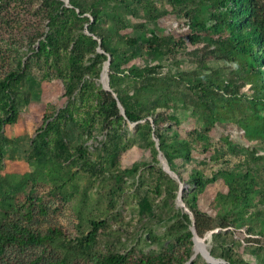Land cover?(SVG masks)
<instances>
[{
	"label": "rangeland",
	"instance_id": "374dc122",
	"mask_svg": "<svg viewBox=\"0 0 264 264\" xmlns=\"http://www.w3.org/2000/svg\"><path fill=\"white\" fill-rule=\"evenodd\" d=\"M72 1L80 7L0 0V226L65 232L46 245H11L0 264H108L126 253L157 264H264V62L232 41V3ZM91 31L87 43L80 35ZM109 51L108 83L124 113L102 92ZM125 106L140 119L128 120ZM155 114L165 117L158 127ZM160 145L179 180L163 169ZM181 184L214 217L200 237L218 262L194 255ZM29 199L45 213L33 206L26 219Z\"/></svg>",
	"mask_w": 264,
	"mask_h": 264
},
{
	"label": "trees",
	"instance_id": "16d2710c",
	"mask_svg": "<svg viewBox=\"0 0 264 264\" xmlns=\"http://www.w3.org/2000/svg\"><path fill=\"white\" fill-rule=\"evenodd\" d=\"M48 1V0H45ZM232 3L231 8H229V24L230 35L232 41L236 44V46L244 53H249L253 56V60L256 65H260L264 62V0H229ZM71 4H73L74 8H79L80 6L75 5L72 0H69ZM96 15V13H92ZM92 32V31H91ZM94 33H90L89 36H85L83 34L80 35L87 43L94 42L92 40V36ZM99 38L98 47L102 49V52L106 51L104 46V40H102L101 36L97 35ZM127 41L131 44H134L136 40L134 38H128ZM42 41H39L41 44ZM109 83L112 82V72L114 71V54L109 51ZM129 73L132 75H137V70L131 69ZM147 75L150 73L146 72ZM106 99L108 100L111 107H115L117 105V100L124 105V101L120 94L116 90H103L102 91ZM112 93L116 94V97L113 96ZM7 101L5 105H7ZM125 116L128 120L137 121L140 117L133 111L129 110L125 106ZM121 118V115H119ZM165 117L162 115L155 114L152 116V124L154 127H158L162 120ZM169 121V120H167ZM155 136L159 138V136L155 133ZM161 151L163 153L164 158L167 162L170 163L171 158L169 153L160 145ZM170 181L173 182L171 177H168ZM185 190L182 191V199L185 201L187 208L193 214L194 226L196 233L198 236H203L206 232L211 231L217 224L214 222V217L208 213L206 210H202L198 206V202L196 199L195 193H193L190 197ZM240 194H236L233 197L232 203L238 207V209H242L244 207V197L241 198ZM37 206L39 213H45L44 206L39 202H34L29 199L27 202V210L24 213V217L28 220L32 217V207ZM184 217L187 218V214H184ZM189 221L191 223V219L189 217ZM221 228H226L230 226V224L220 223ZM249 231V230H247ZM64 230L60 226H52L47 228L46 232L39 233L32 231L28 226L22 225L19 222L12 221L8 222L3 226H0V261L3 258V254L7 247L11 245H16L18 247H25L28 245H46L55 238L64 235ZM96 233V222L92 223V229L88 233V237L86 238V242L90 243L94 240ZM191 235V234H190ZM193 235V233H192ZM220 235V234H219ZM224 235L230 236V233H225ZM231 237V236H230ZM42 258L37 256L31 259L27 264H39ZM158 256H151L147 254H142L139 256L131 255L129 253L126 254H116L108 258V264H157L159 261ZM230 264H234L233 261L229 260ZM45 264H66L63 259H55L48 260Z\"/></svg>",
	"mask_w": 264,
	"mask_h": 264
},
{
	"label": "water",
	"instance_id": "95a60500",
	"mask_svg": "<svg viewBox=\"0 0 264 264\" xmlns=\"http://www.w3.org/2000/svg\"><path fill=\"white\" fill-rule=\"evenodd\" d=\"M64 1L65 2H68V0H64ZM98 50L102 52V49L100 47H98ZM105 64L107 65V70H108L109 57L106 60ZM105 81H106V84L105 85L103 84V88L105 90H111V88L109 86V83H108V72L107 71H106V75H105ZM112 94H113L114 97H116V94L115 93H112ZM117 105L120 108L121 113H124V109H123L122 105L120 104V102L118 100H117ZM159 160H160V163L163 166V169L170 176H172V177L176 178L177 180H179L177 174L169 168L166 159L162 156V154H161L160 151H159ZM182 186H183V184H181L180 185V188H179L178 200H179V202H180L181 207L183 208V210L189 214V217L191 219V226H190V228H191V231L193 233V242L195 241V238L196 237L200 238L203 241V238H201L200 236H198V234L196 233L192 212L185 206L184 202L182 201V197H181ZM205 252H206L207 256L211 259V261H213V262H218L219 261V260H216L213 257H211L210 254H209V252L207 250H205Z\"/></svg>",
	"mask_w": 264,
	"mask_h": 264
},
{
	"label": "bare ground",
	"instance_id": "6f19581e",
	"mask_svg": "<svg viewBox=\"0 0 264 264\" xmlns=\"http://www.w3.org/2000/svg\"><path fill=\"white\" fill-rule=\"evenodd\" d=\"M106 71H107V65L104 63L103 65V69H102V73H101V81L102 83L105 85L106 81H105V75H106ZM195 251H194V255L198 252H201L204 254V256L211 261V259L207 256L204 247L202 246V240L198 237L195 238Z\"/></svg>",
	"mask_w": 264,
	"mask_h": 264
}]
</instances>
